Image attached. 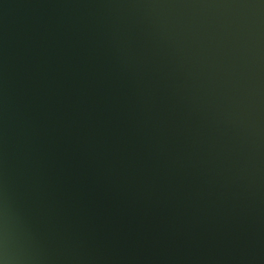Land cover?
<instances>
[{"label":"water","instance_id":"1","mask_svg":"<svg viewBox=\"0 0 264 264\" xmlns=\"http://www.w3.org/2000/svg\"><path fill=\"white\" fill-rule=\"evenodd\" d=\"M4 264H264V0H0Z\"/></svg>","mask_w":264,"mask_h":264},{"label":"clouds","instance_id":"2","mask_svg":"<svg viewBox=\"0 0 264 264\" xmlns=\"http://www.w3.org/2000/svg\"><path fill=\"white\" fill-rule=\"evenodd\" d=\"M0 264H4V261L0 260Z\"/></svg>","mask_w":264,"mask_h":264}]
</instances>
